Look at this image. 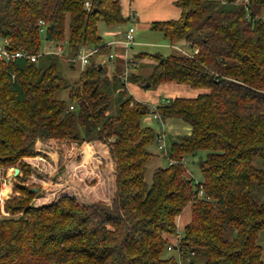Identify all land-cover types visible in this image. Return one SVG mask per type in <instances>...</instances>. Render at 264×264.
<instances>
[{
    "label": "trees",
    "instance_id": "16d2710c",
    "mask_svg": "<svg viewBox=\"0 0 264 264\" xmlns=\"http://www.w3.org/2000/svg\"><path fill=\"white\" fill-rule=\"evenodd\" d=\"M174 4L179 17L149 26L187 54L138 52L124 79L93 53L69 83L42 35L70 58L83 45L105 50L99 23L130 19L119 0H0V40L35 56L0 58V185L19 169L0 203V264H264V0ZM126 82L208 91L152 106ZM63 89L68 101L56 97ZM148 114L190 127L150 185L149 147L162 133L142 125ZM199 151L196 182L186 158Z\"/></svg>",
    "mask_w": 264,
    "mask_h": 264
},
{
    "label": "rangeland",
    "instance_id": "374dc122",
    "mask_svg": "<svg viewBox=\"0 0 264 264\" xmlns=\"http://www.w3.org/2000/svg\"><path fill=\"white\" fill-rule=\"evenodd\" d=\"M121 13L124 17H130L129 20L108 27L104 23H99L98 30L100 35L102 36L104 41L109 40L110 38H117L118 40H124V34L128 30L129 27L134 28V45H131V48H128V54L133 55L138 52H147L152 54H160L166 56L172 52H176L174 47H170V43L165 39L161 32L152 30L148 25V21H163L170 20L179 17L180 10L174 4V0H119ZM179 12V13H178ZM178 13V14H177ZM175 17V18H174ZM261 17L264 19V9L261 11ZM151 21V22H152ZM111 32V33H109ZM113 33L116 35L113 37ZM113 34V35H112ZM66 43L63 44L65 46ZM178 45L179 48H184L190 50L188 46H184L183 43L175 44ZM174 45V46H175ZM183 46V47H180ZM56 46L54 44L48 43L43 35L41 40V52H45L50 49H55ZM117 48L112 49V53L116 54V57L113 61L108 59L109 49L102 50L94 54V58L100 60L105 67V71H110L114 62H117L120 58V55L124 53L123 49L125 46L123 44L119 45ZM59 69L61 74L67 79L69 83H73L77 80L80 75L81 70L83 69V65L80 62L75 61L73 64H70L65 59H60ZM151 66L144 65L142 68L137 70L136 72L140 73L143 77H145L149 71ZM135 71V70H134ZM109 73V72H108ZM129 83V82H126ZM146 83V82H145ZM136 84L137 89L142 93L143 96H147L146 102L152 106L173 98V97H196L198 94L206 93L208 90L206 88L195 89L188 85H178L174 83H166L162 85V87L170 88H149L144 87V84ZM133 85V84H132ZM130 85V89L133 86ZM136 87V86H135ZM161 88V89H160ZM163 89V90H162ZM56 97L68 101V90L63 89L56 93ZM146 118H150L152 121L147 122V124L157 132L159 128V124L156 119H153L152 114L146 115ZM177 121L178 120H174ZM179 123L182 125H186L184 122ZM166 127V126H165ZM183 129L178 126H173L172 129H166V137H165V146L166 149L169 147V143L172 139H174L177 135H183ZM150 152L152 153V158L147 164L146 173H145V181L150 185L152 180L153 170L159 166H165L168 163L167 158L164 155V152H161L157 149L156 143H153L150 148ZM163 151V150H162ZM205 151H199L196 156H188L186 158V166L188 171L193 176L196 182L201 180V174L197 167V162L199 157H204ZM14 168L17 167H9L5 171L4 179L1 180L0 185V203L11 195V185L9 184V180L12 176H14ZM190 213L189 209L186 208L181 214L178 220V233L182 232L183 225L189 220ZM230 234V233H229ZM258 242L263 247V258H264V230L259 233ZM166 254H172L166 253ZM175 254V253H173Z\"/></svg>",
    "mask_w": 264,
    "mask_h": 264
},
{
    "label": "crops",
    "instance_id": "0c3cea01",
    "mask_svg": "<svg viewBox=\"0 0 264 264\" xmlns=\"http://www.w3.org/2000/svg\"><path fill=\"white\" fill-rule=\"evenodd\" d=\"M179 13V12H178ZM177 13V14H178ZM175 18V17H174ZM177 18V17H176ZM152 21V20H151ZM151 21H148L147 23H148V25H150V22ZM109 33H111V32H109ZM114 34V35H113ZM112 35H113V37L116 35L115 33H113ZM124 36H125V34H124ZM111 41H114V43L113 44H111V45H108L109 46V48H107V49H109V52H108V54L109 53H112V49L114 48V49H119V48H117L119 45H121V44H123L122 43V41L123 40H118L117 38H110L109 40H107V41H104L103 40V42L105 43V44H107L108 42H111ZM124 45V44H123ZM132 45H134V43L132 44ZM125 46V45H124ZM171 47V46H170ZM172 47H174V46H172ZM128 48H131V45L129 46V47H126L125 46V49H123V51H124V53L123 54H121L120 53V55H119V53H118V56H119V60L117 61V62H114V64H113V66H112V69L110 70L111 72H113L117 67H121V70H125V68H126V64H127V61L129 60V59H131L132 57H133V55L134 54H136V53H134L133 55L131 54V55H129L128 54ZM175 48V47H174ZM96 53V52H95ZM107 54V55H108ZM113 54V58L112 59H109V57H108V59L110 60V61H113L114 59H115V57H116V54L113 52L112 53ZM133 84V85H132ZM136 84H138V83H126V87H127V90H128V92L134 97V99H136V100H139V101H144V102H146V99H148L147 98V96H143L142 95V93L139 91V89H137L138 87H137V85ZM166 83H160L156 88H159V87H161V88H170L171 86H173V85H171V86H168V87H162V85H165ZM174 84H176V83H174ZM130 85H132L133 86V88L132 89H130ZM178 85H184V84H178ZM136 86V87H135ZM160 88V89H161ZM163 90V89H162ZM174 98V97H173ZM153 119H156L154 116H153ZM157 120V123L159 124V130L157 131V133H162L161 135H162V137H163V147L162 148H159V144H157L156 143V147H157V149L159 150V151H161V152H163L162 150H164V149H166V146H165V137H166V129L168 130V129H172V127L173 126H175V127H178V126H180L183 130V134H188L189 133V131H190V127H189V125L187 124V123H185L186 125H182L181 126V124L179 123V121L180 122H183L182 120H180V119H178V118H169V119H166V120H164V121H161V120H158V119H156ZM174 120H178V122L177 121H174ZM150 121H152L150 118L148 119V118H146V116L142 119V125L143 126H149L148 124H147V122H150ZM166 126V127H165ZM150 148V147H149Z\"/></svg>",
    "mask_w": 264,
    "mask_h": 264
},
{
    "label": "built area",
    "instance_id": "2783aa9c",
    "mask_svg": "<svg viewBox=\"0 0 264 264\" xmlns=\"http://www.w3.org/2000/svg\"><path fill=\"white\" fill-rule=\"evenodd\" d=\"M246 1V0H245ZM133 33H134V28L133 27H129L128 30L126 31L125 33V36H124V40L122 41V43L126 46V47H129L130 45H132L134 43V36H133ZM114 41H111V42H108L106 45H111L113 44ZM5 44H6V41H1L0 40V58L1 59H15V58H19V57H29L31 60H34L35 59V56H28L26 53L22 52V51H17V52H10L8 51L6 48H5ZM176 50H179L181 51L182 53L184 54H187L186 50L183 49V48H179L178 46H174ZM98 50V48H93V47H90V46H82L77 55L74 57V58H70L68 56H66L64 53H63V50L60 46H58L57 48L55 49H50V50H47L45 51L44 53H53L63 59H65L66 61L68 62H75V61H78L80 62L81 65H85L87 62H88V58L91 54L95 53L96 51ZM108 57L109 59H112L113 58V54L112 53H109L108 54ZM129 75V68L126 66L124 72H123V77L124 79L127 78V76ZM70 109L73 108V106H70L69 107ZM156 143L159 144V148H162L163 147V137L162 136H159L157 139H156ZM4 178H2L3 180ZM199 195L202 196L203 195V191L200 190L199 191ZM206 199H208V197H205ZM168 250L171 249V246L169 245Z\"/></svg>",
    "mask_w": 264,
    "mask_h": 264
},
{
    "label": "water",
    "instance_id": "95a60500",
    "mask_svg": "<svg viewBox=\"0 0 264 264\" xmlns=\"http://www.w3.org/2000/svg\"><path fill=\"white\" fill-rule=\"evenodd\" d=\"M148 86H149V83L146 82V83L144 84V87H148ZM18 172H19V169H18V168H14V175H16ZM31 190H32V191H36L37 188L33 187V188H31Z\"/></svg>",
    "mask_w": 264,
    "mask_h": 264
}]
</instances>
